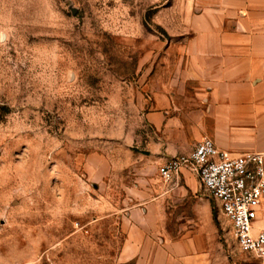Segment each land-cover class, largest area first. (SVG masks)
<instances>
[{"label":"rangeland","instance_id":"374dc122","mask_svg":"<svg viewBox=\"0 0 264 264\" xmlns=\"http://www.w3.org/2000/svg\"><path fill=\"white\" fill-rule=\"evenodd\" d=\"M197 3L0 0V264H122L117 212L166 183L145 114L180 80ZM184 181L166 201L171 238L198 210L223 264H264L239 251L199 179Z\"/></svg>","mask_w":264,"mask_h":264},{"label":"crops","instance_id":"0c3cea01","mask_svg":"<svg viewBox=\"0 0 264 264\" xmlns=\"http://www.w3.org/2000/svg\"><path fill=\"white\" fill-rule=\"evenodd\" d=\"M197 1L180 80L152 91L145 114L148 152L158 174L164 163L190 153L204 138L233 155L264 153V0ZM107 166L101 169L106 175ZM93 170L91 166L89 171ZM197 178L183 169L154 197L137 195L133 205L117 212L125 235L119 255L122 264L226 262L212 217L202 220L198 210L181 228L180 238H171L173 217L166 201L172 198V184L180 187L185 180L194 187ZM255 229H264V199Z\"/></svg>","mask_w":264,"mask_h":264},{"label":"built area","instance_id":"2783aa9c","mask_svg":"<svg viewBox=\"0 0 264 264\" xmlns=\"http://www.w3.org/2000/svg\"><path fill=\"white\" fill-rule=\"evenodd\" d=\"M183 169L191 170L215 201L230 223L239 251L264 258V229H255L264 199V153L233 155L219 150L211 138H204L190 153L164 163L159 174L171 183Z\"/></svg>","mask_w":264,"mask_h":264}]
</instances>
